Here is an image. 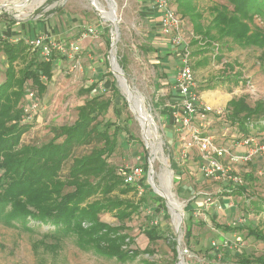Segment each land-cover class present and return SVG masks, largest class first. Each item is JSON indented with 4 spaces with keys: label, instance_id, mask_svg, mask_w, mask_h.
Segmentation results:
<instances>
[{
    "label": "rangeland",
    "instance_id": "374dc122",
    "mask_svg": "<svg viewBox=\"0 0 264 264\" xmlns=\"http://www.w3.org/2000/svg\"><path fill=\"white\" fill-rule=\"evenodd\" d=\"M94 1L105 13L112 15L108 10L111 7L109 0ZM113 1L118 27L115 63L124 73L129 87L120 76L121 82L118 83L107 61L111 24L106 20L111 19L103 15L104 19L101 18L89 0H0V29L11 25L14 20L23 25L28 23L25 27L28 31L33 30L30 34L34 35L40 32L37 22H46L49 31H53L49 39L77 43L79 51L70 57L54 54L53 76L50 81L44 80L46 91L42 95L36 94L40 106L26 123L29 129L22 135L21 144L41 145L52 137L50 130L53 127L73 124L77 118V108L88 97L80 94L81 88L95 83L96 91L112 101L111 107L99 121L113 123L120 131L118 145L108 162L118 171L125 172V182L133 169H143V175L136 184L142 191L120 195V199L134 203H138L142 196L146 197L138 208L139 212L127 222L128 230L125 232L129 239L122 247L136 250L139 254L134 260L121 263L79 249L71 236L53 238L47 234L53 229L48 225H38L33 231L24 232L0 224V264L178 263L174 219L166 206V198L155 193L148 183L147 153H152L145 129L139 121L141 111L150 116L160 142L161 153L153 157L152 163L154 185L163 195L160 183L164 167L160 160L162 157L170 172L169 181L175 200L183 214L190 208L192 215V237L188 243L185 242L184 220L179 232L181 251L187 250L186 254L182 253L184 263L238 264L239 254L264 262V241L247 236V227H255L264 235V154L253 156L247 164L230 165L223 161L229 172L242 180L243 193H238L237 186L226 181L205 178L199 169L200 155L196 148H192L186 160L180 162L182 142L177 130L179 127L170 113L178 98L173 86L180 50L174 56L176 52L167 41L159 42L161 38L156 20L150 13L149 0ZM213 2L216 1L200 0L199 4L207 7ZM53 9L55 12L50 13ZM254 22L264 28L259 18H255ZM35 26L37 29H34ZM86 27H94L95 35L83 36ZM183 39L192 57L190 62L197 81V93L202 102L210 107L207 122H194L198 133L210 137L214 145L238 155L249 149L240 145L243 137L251 136L256 141L264 142V114L258 121L261 127L252 129L248 135L230 125L225 118L226 104L232 98L244 96L251 106L258 100L264 103V58L261 50L240 47L230 41L223 42L224 46L199 40L193 28L186 24ZM157 56L160 61H157ZM111 64L113 68V62ZM15 65L17 68L23 66L21 62ZM6 66L7 62L0 52V83L5 79ZM123 86L129 88L137 98L141 111L132 108L121 91ZM184 137L188 138V135ZM94 144L76 148L73 156L88 153ZM70 164L71 159L64 163L60 173L62 178ZM227 190L232 192L228 193ZM194 197L195 201L186 207ZM207 198L213 201L212 205L204 203ZM99 218L107 224H117L111 214H101ZM148 231H152V238L147 236ZM224 240L230 248L220 246ZM208 255L213 258L209 259Z\"/></svg>",
    "mask_w": 264,
    "mask_h": 264
},
{
    "label": "trees",
    "instance_id": "16d2710c",
    "mask_svg": "<svg viewBox=\"0 0 264 264\" xmlns=\"http://www.w3.org/2000/svg\"><path fill=\"white\" fill-rule=\"evenodd\" d=\"M215 1L204 11L198 8L200 0H173L172 5L183 20L192 24L199 40L255 47L264 58V28L254 22L259 18L264 25V0ZM205 11L210 16L206 25L202 23ZM54 12L53 9L50 13ZM12 23L20 25L14 20ZM9 30L0 34V52L7 62L5 79L0 83V224L24 232L48 225L53 229L47 234L56 239L71 236L81 250L121 263L134 260L139 252L122 247L129 239L127 222L139 212L146 197L142 196L138 203L120 199V195L137 189L125 182L124 171L108 162L118 145L120 131L113 123H102L99 118L109 110L112 101L96 91L95 83L81 88L80 94L88 97L77 108L73 124L53 127L52 137L41 145L21 144L22 135L29 129L21 121L25 91L32 88L37 95L46 91L44 80H51L56 57L53 54L49 61H43L38 51H30L23 38L9 40ZM17 62L23 66L17 68ZM263 114V101L251 106L244 96L232 98L225 107L226 121L244 135L261 127L258 121ZM93 142L88 153L73 156L76 148ZM70 159L68 172L62 178L63 165ZM236 191L244 192L241 186ZM105 213L111 214L117 224L102 222L99 217ZM191 217L189 208L184 214L186 243L192 237ZM146 234L153 237L152 231ZM247 236L264 241V235L255 227H247ZM251 263L264 264L239 254L238 264Z\"/></svg>",
    "mask_w": 264,
    "mask_h": 264
},
{
    "label": "built area",
    "instance_id": "2783aa9c",
    "mask_svg": "<svg viewBox=\"0 0 264 264\" xmlns=\"http://www.w3.org/2000/svg\"><path fill=\"white\" fill-rule=\"evenodd\" d=\"M173 0H149L152 11L159 14L160 35L173 48L181 49L179 65L174 78V90L178 96V103L172 107L171 115L178 123L180 141L182 147L179 160L185 161L192 148H196L200 155L199 169L205 178L213 181H226L232 186H242V180L231 174L229 168L223 163L247 164L251 158L257 154H264V142L256 141L253 137L247 136L240 140V145L249 147L244 154L231 153L229 149L218 147L213 144L210 137L201 136L198 133L194 122H207V114L210 111L208 105L200 104V96L197 93V81L191 68L190 52L183 39L184 20L172 5ZM94 27H86L85 35L94 36ZM30 51H38L43 61H49L53 54L67 55L76 54L79 47L76 42H61L47 38L45 35H37L34 39L25 41ZM38 97L33 90L27 89L23 101L22 123H27L39 108ZM202 124H200L201 126ZM188 135V138L184 136ZM179 166L180 163L178 162ZM143 175V169L138 167L126 177V182L136 186L141 192L142 189L137 182ZM204 203L213 204L209 198ZM213 246L215 244L213 243ZM224 249L231 246L227 241L220 242ZM218 248V247H217ZM187 253L186 249L182 250Z\"/></svg>",
    "mask_w": 264,
    "mask_h": 264
},
{
    "label": "bare ground",
    "instance_id": "6f19581e",
    "mask_svg": "<svg viewBox=\"0 0 264 264\" xmlns=\"http://www.w3.org/2000/svg\"><path fill=\"white\" fill-rule=\"evenodd\" d=\"M90 1H91L92 5H94L97 8V10L100 12L101 15H103L104 17L110 18L112 20V15H108L107 13H105L97 5V2H95L94 0H90ZM112 62L114 64L113 65V69L117 71L118 68L116 66V63L113 60H112ZM119 76L121 77L119 72H116L115 73V77H116L118 83L120 84L121 80H120ZM121 91L127 97L128 102L130 103L132 108L135 111H141L140 104H139L137 98L134 95L131 94L129 88H127L126 86L125 87L123 86V87H121ZM139 98L142 99L140 96H139ZM140 113H141V118L139 117L140 118L139 121L141 122V124L143 125V127L145 129V133H146V137H147V140H148V145H149V148L151 150V153H152L153 157L158 155V154L160 155V153H161V149L159 147V143L160 142H159V140H157V131H156V129L154 128V126L152 124L150 116L147 115L146 112H142L141 111ZM160 160L162 161V164L164 166L163 169H162L163 175L160 176V183H161V187H162V191H163V195L164 196L158 192L157 188L154 185L153 178H151V181H152L153 186L157 190V192L164 199L166 198L169 210L171 212V215H172V217L174 219L175 226H176L177 223H178V214H176V212H175L176 210L175 209L180 210L181 208H180V204L177 203V201L175 200V198H174V196H173V194L171 192V185H170V181H169L170 172L167 170V167H165V159L160 157Z\"/></svg>",
    "mask_w": 264,
    "mask_h": 264
},
{
    "label": "water",
    "instance_id": "95a60500",
    "mask_svg": "<svg viewBox=\"0 0 264 264\" xmlns=\"http://www.w3.org/2000/svg\"><path fill=\"white\" fill-rule=\"evenodd\" d=\"M90 1V0H89ZM109 4H111V7L108 8V10L111 11V14H112V20H106L108 21L110 24H111V38H110V48H109V53H108V56H107V61H108V64L110 66V71L111 73L115 76V73L116 72H119V74L121 75V77L123 78L124 82L126 83L127 87H129V84L124 76V73L122 72V70L118 67V65L116 64L117 66V71L114 70L112 68V60L115 62V45H116V42H117V39H118V27H117V20H116V17H115V2L113 0H109ZM92 5V4H91ZM94 10L98 13V15L103 18L100 14V12L97 10V8L92 5ZM104 19V18H103ZM146 148L148 149L147 145H146ZM147 160H148V168H149V177H148V183L149 185L152 187L153 191L155 193H158L157 190L155 189V187L153 186L152 182H151V178L154 177V168H153V156L148 152L147 153ZM154 180V178H153ZM159 194V193H158ZM160 195V194H159ZM161 196V195H160ZM162 197V196H161ZM166 206L167 208L169 209L168 207V204L166 202ZM176 211V214H178V223L176 225V237H177V254H178V263L177 264H185L184 263V259H183V254H182V251H181V248H180V243H179V232H180V229H181V224L183 223V220H184V214L182 212V210H178V209H175Z\"/></svg>",
    "mask_w": 264,
    "mask_h": 264
},
{
    "label": "crops",
    "instance_id": "0c3cea01",
    "mask_svg": "<svg viewBox=\"0 0 264 264\" xmlns=\"http://www.w3.org/2000/svg\"><path fill=\"white\" fill-rule=\"evenodd\" d=\"M198 8H202V10L204 11V9L206 8V7H204V5H201V4H199V7ZM151 13V12H150ZM152 15H153V18L156 20V24H157V29H158V34H159V37L161 38L160 40H159V42H162V43H164V39L161 37V35H160V26H159V20H160V17H159V14L158 13H152ZM209 20H210V16H209V14L205 11V12H203V19H202V23L204 24V25H206L208 22H209ZM185 22H184V24H186V25H190L191 27H192V24L187 20V19H185L184 20ZM37 23H39V24H37V26L39 27V29L38 30H40V32H37V33H35L34 35H31L30 34V32H33V30H30V31H28L27 30V27H25V26H28L29 24L28 23H26V25H23V24H14V23H12L11 25H9L10 27H7V26H3V27H1V29H0V34L1 33H5L7 30H9V28H10V30H9V33H7V37L9 38V40H11V41H15V40H18V39H20V38H23L25 41H27V40H31V39H34L37 35H45L46 37H48V38H52V35H51V33H53V31L51 32V31H49V27L46 25V22L44 23H40V21L39 22H37ZM37 26H35V28L34 29H37ZM15 27V28H14ZM42 30H44V31H42ZM158 42V43H159ZM173 50H174V52H176L177 53V49H175V48H173ZM202 99V98H201ZM200 99V101H201V104H204V105H207L206 103H203L202 102V100ZM38 100H39V98H38ZM40 102V101H39ZM178 103V98H177V102L176 103H173V106H175L176 104ZM172 106V107H173ZM172 109V108H171ZM170 111H172V110H170ZM171 113V112H170ZM169 113V114H170Z\"/></svg>",
    "mask_w": 264,
    "mask_h": 264
}]
</instances>
